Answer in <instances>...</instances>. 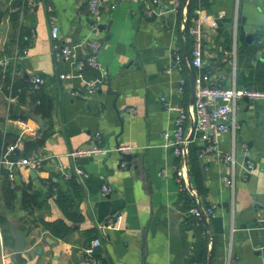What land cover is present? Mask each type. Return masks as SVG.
I'll use <instances>...</instances> for the list:
<instances>
[{"label":"crops","instance_id":"crops-1","mask_svg":"<svg viewBox=\"0 0 264 264\" xmlns=\"http://www.w3.org/2000/svg\"><path fill=\"white\" fill-rule=\"evenodd\" d=\"M10 1L0 0V7ZM90 1L26 0L22 7L20 25L27 36L24 45L15 42L8 48L11 75L27 84L41 77L53 104L48 117L42 118L47 129L41 132L32 93L27 92L20 104L0 88V131L18 136L17 143L8 146L12 149L7 147L1 154L3 159L9 160L12 151L21 152L25 139H42L35 150L42 159L39 170L0 163V251L16 264H85L84 248L91 238L99 237L103 245L96 256L104 264H189L193 260L224 264L229 254L233 264H264V102H239L234 114L239 128L224 133L218 142L219 150L233 153L236 161L233 188L223 182L231 173L228 167L198 156V193L188 159L181 164L172 148L163 146L162 133L174 128L175 114L165 111L159 101L165 97L170 104L187 108L195 74L205 78V84L264 91V41L260 42L264 0H205L199 9L217 25L202 26L198 69L190 64L189 22L171 0H97L96 26L88 10ZM182 3L189 19V0ZM52 20L59 27L56 41L50 36ZM4 24L0 59L12 31L8 19L0 27ZM92 39L101 43L98 71L88 66L77 71L84 48L69 58L54 56L55 43L74 48ZM175 53L185 65L181 71L166 73ZM66 74L70 77L60 78ZM92 82L97 87L89 92ZM94 144L111 151L75 160L67 156L72 149ZM118 144L135 148L132 158L124 159V169L119 165L123 159L114 151ZM247 161L254 164L250 173L242 169ZM182 165L188 183L184 191L176 173ZM75 168L84 173L73 176L79 185L76 193L63 177ZM47 180L74 198L82 216L79 222L65 217ZM23 185L41 192L40 205L32 211L21 205ZM103 185L111 187L109 195L102 194ZM209 204L215 205L213 217L192 216V208ZM115 211L121 215L107 227ZM56 220L71 228L62 239L43 225ZM16 230L23 237L21 251L15 249Z\"/></svg>","mask_w":264,"mask_h":264},{"label":"built area","instance_id":"built-area-1","mask_svg":"<svg viewBox=\"0 0 264 264\" xmlns=\"http://www.w3.org/2000/svg\"><path fill=\"white\" fill-rule=\"evenodd\" d=\"M175 10L182 11L183 20L186 22V13L182 0H171ZM113 7V6H112ZM11 10H16L12 8ZM88 10L91 17L94 20V26L97 25V21L100 18L99 2L97 0H91L88 4ZM190 24L187 28V32L192 40L191 47V67L198 69L201 67V43L203 39L202 26L207 24L211 29L216 27V20L202 13L199 8L193 12V17L189 20ZM50 36L53 40L59 38V27L55 21H51L50 24ZM264 41V38L260 39V42ZM101 47V43L97 40H87L83 43H79L76 47L71 48L68 46H61L57 43L53 46V53L57 60L69 58L75 56V50L85 49L84 56L76 62L77 71H82L85 66L98 71V53ZM23 55L26 51L23 50ZM262 58L264 59V50L262 52ZM234 59V53L229 55ZM20 57V54L17 56ZM10 63L7 56H3L0 59V68L5 70ZM184 61L181 55L175 53L169 64L166 67V73H170L173 70L181 71L184 67ZM69 75H61V79L69 78ZM205 78L195 74L192 78V102L187 108L179 105H172L166 101L165 97H160L159 101L163 104L164 110L175 114L174 128L172 130H166L162 133V142L164 147H171L174 155L180 159V162H184V158L188 156V149L191 144H197L200 149L198 156L201 159H216L223 165L228 167L231 173L224 177L223 182L227 187L233 188L234 185V171L236 161L233 153H223L218 148V142L221 136L232 131L233 133L239 128L238 123L234 119L236 107L239 102L243 100H259L264 102V91L249 90L244 88L233 87H221L217 85H211L210 83H203ZM183 83V81H181ZM32 89H38L43 85V80L39 76H35L31 80ZM88 91L93 92L96 89L95 82L89 83ZM182 91V88L179 89ZM11 100L14 99L10 97ZM131 112V111H130ZM40 133H36L34 138H38ZM96 136H99L97 134ZM8 147V150H11ZM111 150L102 147L98 144H94L89 147H82L72 149L67 153V156L75 160L80 157L89 156H106ZM117 154H131L135 151V148L131 145L119 144L114 148ZM0 163L7 165L8 167H28L34 171L40 169L42 159L33 152L27 157L19 158L15 161L3 159L0 154ZM121 168H126L127 163L123 159L120 162ZM185 166L177 168V180L181 186V190H187L188 183L185 176ZM242 169L246 173H250L254 169V164L251 161H247ZM84 173L81 169L75 168L71 173H64L63 177L69 179L73 176L80 178ZM103 195H109L112 192L111 187L103 185L101 188ZM192 192V191H191ZM215 211V205L209 204L204 207H195L191 209V214L196 219L208 220L213 217ZM121 215L120 211H115L106 223L107 227L114 226ZM103 245L102 239L99 237L92 238L88 245L84 248L85 264H104L103 261L96 256V250ZM233 259L229 254L224 264H233ZM0 264H16L9 254L5 251H0ZM189 264H204L197 260L191 261Z\"/></svg>","mask_w":264,"mask_h":264},{"label":"trees","instance_id":"trees-1","mask_svg":"<svg viewBox=\"0 0 264 264\" xmlns=\"http://www.w3.org/2000/svg\"><path fill=\"white\" fill-rule=\"evenodd\" d=\"M205 0H189L188 3V22L190 24V19L193 17V12L195 9L200 8L204 4ZM26 0H12L10 4L6 7H0V24L3 20L8 19L11 25V35L9 36V42L5 46L3 55L8 56L9 46L15 42L21 43V46L24 45V37L27 36L25 33L26 30L21 27L20 21L22 17V7H26ZM16 8V10H11ZM189 24L186 26L188 28ZM191 39V37H190ZM190 47H192V40H190ZM0 88L3 93L14 97L17 101L22 104L25 100L27 92L32 93V101L36 104L33 109L35 116H40L41 118L48 117L53 104V99L49 96L48 93H45L43 86H40L38 89H32L31 84L24 83L17 79V77L11 75V67L8 65L5 67V70H1V81ZM12 119L26 120V117H16L11 116ZM18 136L17 134L7 133L0 131V154H4L6 148L10 145H15L17 143ZM37 148V141L33 139H25L22 144L21 152L12 151L8 156L10 161H15L22 157H27ZM200 147L197 144H191L188 149V165L193 177L194 185L198 191L201 192V189L198 185V171H197V160ZM45 183L48 184V189L51 194H55L56 202L59 208L62 210L63 214L67 219L73 222H79L82 216L77 211V203L74 198L71 197L68 191L62 189L60 185L53 182L52 180H47ZM66 185L69 186L75 193L78 190V183L76 178L71 177L66 182ZM41 192L32 190L30 185H23L21 191V205L25 210L32 211L34 208L40 205ZM185 200H189L187 194L184 195ZM44 227L57 238H64L71 232V228L63 221L56 220L50 222H43ZM92 239V238H91ZM90 239V240H91ZM89 240V241H90Z\"/></svg>","mask_w":264,"mask_h":264},{"label":"water","instance_id":"water-1","mask_svg":"<svg viewBox=\"0 0 264 264\" xmlns=\"http://www.w3.org/2000/svg\"><path fill=\"white\" fill-rule=\"evenodd\" d=\"M5 27H6L5 24L2 25L0 27V31H4ZM86 68H88V67H86ZM37 121H38L40 131L44 132L47 129V125L45 124L44 120L41 117H37ZM41 142H42V139L37 140V144H40ZM105 148H107V147H105ZM119 155L122 159H126V160H130L133 156L132 154H119ZM184 159H185V161H187V157H185ZM189 188H190V186H189ZM15 237H16L15 249H16V251H21L22 247H23V237L19 233V231H17V230L15 232Z\"/></svg>","mask_w":264,"mask_h":264}]
</instances>
